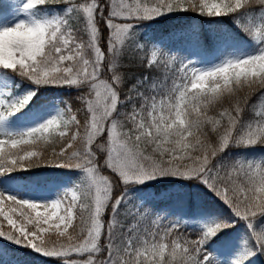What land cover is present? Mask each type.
I'll return each instance as SVG.
<instances>
[{"label":"snow or ice","instance_id":"obj_1","mask_svg":"<svg viewBox=\"0 0 264 264\" xmlns=\"http://www.w3.org/2000/svg\"><path fill=\"white\" fill-rule=\"evenodd\" d=\"M0 8V238L62 264H252L264 255V156L232 164L222 156L233 143L264 145V107L255 111L256 119L244 120L253 94L264 95V0H109L107 5L104 0H7ZM189 12L208 22L230 19L238 28L236 37L224 31L211 35L222 50L219 62L180 61L170 88L167 77L159 81L150 74L126 85L128 42L149 50L136 43L140 22ZM81 17L86 41L71 24ZM237 38L251 48L240 47ZM190 39L194 48L204 46L198 30H191ZM152 45L150 56L139 58L142 66L160 69L176 62L170 55L174 48L161 41ZM104 72L107 78L101 79ZM16 77L28 81L22 92ZM64 86L87 87L80 96L83 121L68 105L55 115L37 113L31 123H17L42 87ZM225 98L231 101L227 107ZM129 105L130 111L120 112ZM217 106L220 111L210 114ZM105 133L107 141L99 142ZM104 153L111 176L100 171L97 157ZM38 167L76 169L82 180L50 202L25 198L12 183L14 174ZM169 181L214 193L231 216L223 219L189 199L181 218L197 220L199 236L177 235L179 221L163 231L159 225L141 230L140 221L158 212L150 200L166 196L145 193ZM239 221L245 231L223 243L230 259L221 260L208 245ZM74 254L87 258L70 259Z\"/></svg>","mask_w":264,"mask_h":264},{"label":"rangeland","instance_id":"obj_2","mask_svg":"<svg viewBox=\"0 0 264 264\" xmlns=\"http://www.w3.org/2000/svg\"><path fill=\"white\" fill-rule=\"evenodd\" d=\"M7 0H0V4L6 3ZM18 2V0H17ZM77 2H81V0H77ZM109 3V0H104V4L107 5ZM56 7V6H54ZM63 7V5L59 6ZM59 10V8H57ZM2 12H0V17H2ZM183 13H173L170 14L167 17H161L160 19L156 21H141V27H138L134 30L135 32V38H136V43L139 44H145L148 46V49L150 50L153 45L152 41H161L164 45L174 48L175 51H173L170 55L172 57H176V62L173 65H169L167 67H164L166 70L165 76H160L162 79L160 81H164L165 78L167 77V85L166 87L170 88L172 86L173 80L177 78L179 75V68H180V61L187 62V60L190 58L194 64H196L197 61H199L196 66H209L213 63L219 62V58H221V49H219L215 44L212 46L210 52H204L201 48H194L191 44V39H190V33L192 29H196L200 32L201 30L198 27H192L191 29L187 30H177L172 31L169 33H166V35L159 37V38H154L151 37L150 35V30L148 27L149 22H157V21H163L168 18L176 17L179 16ZM105 15H107V12H105ZM12 17L8 18V21L10 22ZM97 19L99 20V15L97 16ZM83 18L81 17L80 20H77L76 18H73L71 20V24L73 28L76 30V35L78 39L86 41L88 39L87 33L84 31L83 27ZM123 22V21H119ZM133 23H136V21H132ZM179 36L180 39H176V37ZM202 36V35H201ZM128 48V54L132 52V54H135L137 48L135 47L134 43L130 40L127 45ZM244 48V47H242ZM248 48H251L248 46ZM145 50V49H140L142 53H146L147 56H150V51ZM145 51V52H144ZM139 53L138 55H140ZM88 56L89 58H92V53L89 50L88 51ZM107 72H104L101 74V79L107 78ZM18 82L22 83L21 89L17 90L22 92L25 85L28 84V81H21V78L16 77ZM35 87V86H33ZM87 87L84 88H77L75 86L73 87H42L39 90V93L37 97L34 98V102L31 106V109L27 110L28 115L22 118H19L17 120L18 124L25 125L31 123V119L33 116H35L37 113H40L42 116L48 117L49 113L51 115L56 114L57 109H67V106H71V97L76 100H79V106L84 110V105L82 104L80 100L81 95L87 94ZM137 106H139V101H137ZM131 105H129L127 108L121 107L120 112L124 113L126 111H130ZM79 109H73L71 106V113H76L78 116V119L81 121L84 120L85 115H83L81 118L78 115ZM70 113L66 112V115ZM119 119L123 120V116H121ZM76 129L73 127L71 129V132H74ZM81 133H83V129H81ZM57 140L59 138L57 137ZM107 141V134L103 136V138L99 142H106ZM51 149H48V153L46 155H50ZM106 156V153L104 154H98V161L99 164H104V158ZM64 170V175L59 177L58 179L55 180H50L47 182L43 183H35V182H28L23 179L20 175H16V179L12 182L16 186H18L19 194L21 196H24L25 198H30V199H35L38 202H44L45 200H48L49 202L52 199L59 197H63L65 194L66 189H71L75 185L79 184L82 180V173L79 170L76 169H69V168H57ZM107 169V168H106ZM101 171V169H100ZM101 174L103 175H109V173L104 174L101 171ZM113 175V174H112ZM111 176V175H109ZM181 181H169L165 184L157 185L156 188H150L147 193H145L146 196H149L150 193L154 191H159V192H164L166 193V196L161 197L160 195H157L154 200H150V206L154 207L158 210L156 216H149L146 219H142L140 221V228L143 230L145 227L149 229H153L159 225L161 231L169 225L170 223H174L176 221L180 222V228L177 235H183L184 237H189L187 234L191 233L189 230L194 229L195 237L200 235V229L197 226L198 221L191 218V217H184L181 218L182 214V204L181 202H178V194L183 193L184 187L180 186ZM197 191L200 192L201 194L204 193L205 196H215L214 193H211L210 191L204 189L203 187H198V186H192L191 191ZM133 196H135V193H132ZM69 198L71 196V193L68 194ZM216 197V196H215ZM177 198V199H176ZM216 199H219L216 197ZM221 201V200H220ZM222 202V201H221ZM149 205H146V207H150ZM228 215L226 218L231 216V211L229 209ZM224 218V219H226ZM237 224H240L243 227V222L239 221ZM183 225H185L183 227ZM182 227V228H181ZM189 227V228H188ZM196 228V229H195ZM244 228V227H243ZM191 237V238H195ZM190 238V237H189ZM11 243V242H10ZM8 242V240H0V264H18L20 263V259L18 258V255L15 256L13 253L14 250L16 249L15 247L17 246H11ZM14 245V243L12 244ZM23 247V246H22ZM29 250V248H27ZM27 250V251H28ZM36 253V252H34ZM104 255V254H103ZM103 255L100 254V256ZM42 256V257H41ZM39 257L43 258L44 260L41 261V264H62V259L58 260L57 258H50V257H45L42 254L39 253ZM86 256H77L73 255L70 257V259H77V260H83L86 259ZM229 253H226L225 256L222 257L221 260H229Z\"/></svg>","mask_w":264,"mask_h":264},{"label":"trees","instance_id":"obj_3","mask_svg":"<svg viewBox=\"0 0 264 264\" xmlns=\"http://www.w3.org/2000/svg\"><path fill=\"white\" fill-rule=\"evenodd\" d=\"M59 8V7H58ZM3 9L0 8V11ZM228 19V18H226ZM209 18L207 17H198L195 13H183L179 16L168 18L163 21H157V22H149L148 27L150 30L151 37L158 38L161 36H164L166 33H169L174 30L178 29H189L191 27H198L201 30V35L204 39V46L201 47V49L204 52H210L212 46L214 43L211 40V35L215 33L217 36L221 34V31L228 32L232 36L236 37L238 33V28L231 23L230 19L226 21L225 23H215V22H208ZM98 27L101 29L102 35L105 32V25L102 21L98 23ZM103 43V40L101 41ZM237 44L240 47L248 48V46L251 47V45L245 44L243 40H240L237 38ZM145 52V51H144ZM141 53L140 55H138ZM146 53H142V51H136L135 54H132L130 52L127 56L123 59V67H122V74L125 79V84L128 85L131 82H133L135 77H139L142 74L143 75H151L154 80L162 79L160 76H165L166 70L164 68L160 69H148L144 66H142L139 63V58L145 56ZM127 86L124 87V92H127ZM79 100L73 99L71 97V106L73 109L77 108L79 111L77 112L80 118L85 115L84 110L79 106ZM231 101L228 98H225L223 102V107H227L228 104ZM249 107L245 111L244 120H254L255 117V111L259 110L261 107H264V95L260 94H253L249 101ZM252 105H255V109L251 107ZM220 111V107H213L209 110L210 114L215 115ZM213 142L216 141V137H212ZM224 157V161L227 164L234 163L237 159H247V160H259L262 156H264V145H256L252 147H244L236 144L230 145V147L225 151V153L222 154ZM100 169L104 174L109 173V175H112L108 169L104 167V164H100ZM64 170L57 169L54 167H38L33 168L27 172H18L16 175H20L25 180H29L32 182H46L50 180H55L64 175ZM15 175V174H14ZM180 186L184 187L183 193L180 192L178 194V202H181L182 211H188L189 208V199L195 202L197 207H204L207 210L215 213L217 216L221 218H226L228 215L229 208L223 204V202L220 201V199H216L215 196H205L204 193H200L195 191H191V187L195 185H188L187 182L181 183ZM190 194V196H189ZM176 198V199H177ZM186 217V216H184ZM183 217V218H184ZM185 225H183L184 227ZM182 228V227H181ZM189 228V227H188ZM196 229V228H195ZM191 233L187 234V236L195 237V231L194 229L191 231ZM245 229L240 225L237 224L235 228L232 229H226L224 233L220 234L218 238H214L213 241L210 242L208 247L215 251L214 255H218L219 259H222L223 256L226 255V253H229L228 249L225 247H222L223 243L225 241H233L235 239H238L240 235L244 233ZM79 232V228H77V233ZM0 240H4L3 238H0ZM10 243V241H8ZM11 246H17L14 250L15 253H13L15 256L18 255V258L21 260L18 264H41V261L44 260V257H39V253H34L33 250L27 249L26 247H22L20 245H12L13 243H10ZM103 245V241H102ZM28 250V251H27ZM104 253H101L103 255ZM52 258V257H50ZM99 258H102L100 256ZM252 264H264V255H257L253 261Z\"/></svg>","mask_w":264,"mask_h":264}]
</instances>
